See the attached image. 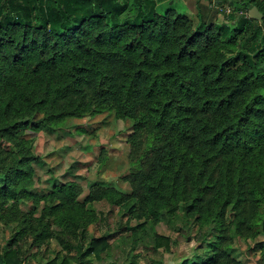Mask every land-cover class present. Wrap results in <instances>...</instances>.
Wrapping results in <instances>:
<instances>
[{
  "label": "trees",
  "instance_id": "1",
  "mask_svg": "<svg viewBox=\"0 0 264 264\" xmlns=\"http://www.w3.org/2000/svg\"><path fill=\"white\" fill-rule=\"evenodd\" d=\"M213 1L230 5L224 20L202 0L194 15L159 0H0V221H16L0 264L53 239L65 253L41 264L103 261L114 233L86 231L104 199L140 220L117 248L129 264L145 250L163 264L176 240L160 221L199 241L180 264H241L234 241L264 234V0ZM103 112L131 128V190L93 182L82 199L78 180L52 175L35 191L28 130Z\"/></svg>",
  "mask_w": 264,
  "mask_h": 264
},
{
  "label": "rangeland",
  "instance_id": "2",
  "mask_svg": "<svg viewBox=\"0 0 264 264\" xmlns=\"http://www.w3.org/2000/svg\"><path fill=\"white\" fill-rule=\"evenodd\" d=\"M202 1L210 2L212 7L216 6L223 12L219 15L221 21L225 19V14L231 11L228 3L218 5L213 0ZM173 6L180 12L194 15L197 11V0H189L186 3L176 0ZM158 10L160 13L165 11L163 7ZM130 132L131 128L127 121L108 115L107 112L81 118H69L63 126L55 130L47 128L28 130V135L34 139V151L37 155L34 162L37 184L34 190L46 191L53 185V175L61 181L78 180L84 188L82 199L89 192L93 182L114 185L123 191H130V184L123 179L130 167L127 153V139ZM31 203V200L22 202V209L29 211L32 207ZM92 205L98 218L87 226L88 239L107 233H114V235L110 239L111 248L105 255V259L100 261L92 254L86 256L85 264H129L132 261L131 258L120 253L117 248L124 245L120 238L123 235L129 236L132 232L131 227H135L140 220L124 215V208L113 205L105 199L93 202ZM100 213L106 217V220H100ZM15 224L16 221L9 224L3 220L0 221V246L15 233ZM155 229L176 240V243L172 244L171 252L162 248L163 264H180L184 258L190 257L199 245V241L192 235L188 237L181 235L164 221L158 222ZM260 240H264V234L253 241L243 240L240 245L234 241L235 255L241 264H259L262 253L260 249H255V243ZM249 246L253 247L252 253L247 252ZM57 252L65 253L53 239L48 247L46 245L32 247L26 254L23 264H41ZM152 258L160 259L155 253L145 250L134 264H149V262L152 263ZM157 262L155 264H159Z\"/></svg>",
  "mask_w": 264,
  "mask_h": 264
},
{
  "label": "water",
  "instance_id": "3",
  "mask_svg": "<svg viewBox=\"0 0 264 264\" xmlns=\"http://www.w3.org/2000/svg\"><path fill=\"white\" fill-rule=\"evenodd\" d=\"M249 15L254 19H262L263 13L259 10L257 6H253L249 10Z\"/></svg>",
  "mask_w": 264,
  "mask_h": 264
},
{
  "label": "crops",
  "instance_id": "4",
  "mask_svg": "<svg viewBox=\"0 0 264 264\" xmlns=\"http://www.w3.org/2000/svg\"><path fill=\"white\" fill-rule=\"evenodd\" d=\"M159 1H160V3H159L160 6L165 8L166 7L165 3H167L166 1L170 2V4H174L176 0H159ZM177 1H181L182 3H186L189 0H177Z\"/></svg>",
  "mask_w": 264,
  "mask_h": 264
}]
</instances>
